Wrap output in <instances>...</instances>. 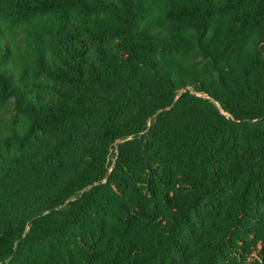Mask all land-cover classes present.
Here are the masks:
<instances>
[{
  "label": "trees",
  "instance_id": "16d2710c",
  "mask_svg": "<svg viewBox=\"0 0 264 264\" xmlns=\"http://www.w3.org/2000/svg\"><path fill=\"white\" fill-rule=\"evenodd\" d=\"M0 264H264V0H0Z\"/></svg>",
  "mask_w": 264,
  "mask_h": 264
},
{
  "label": "rangeland",
  "instance_id": "374dc122",
  "mask_svg": "<svg viewBox=\"0 0 264 264\" xmlns=\"http://www.w3.org/2000/svg\"><path fill=\"white\" fill-rule=\"evenodd\" d=\"M110 160L113 161V157L112 156H111Z\"/></svg>",
  "mask_w": 264,
  "mask_h": 264
}]
</instances>
